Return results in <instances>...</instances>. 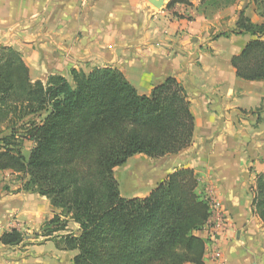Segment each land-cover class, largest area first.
<instances>
[{"label":"trees","instance_id":"trees-1","mask_svg":"<svg viewBox=\"0 0 264 264\" xmlns=\"http://www.w3.org/2000/svg\"><path fill=\"white\" fill-rule=\"evenodd\" d=\"M235 1L199 0V9L208 14ZM176 2L191 4L169 5ZM250 2L264 18V0ZM238 13L235 28L214 37L248 34L231 64L239 78L264 80V22ZM69 76L32 80L21 53L0 43V178L16 173L19 190L58 209L40 236L75 251L72 264H202L205 242L194 232L209 209L194 170L176 168L142 197L122 196L114 176L135 154L159 158L191 143L194 119L183 85L166 77L139 94L112 66L71 68ZM25 141L31 143L27 156ZM252 206L264 222V173L256 177ZM70 221L78 232L62 233ZM0 242L16 246L24 235L11 228Z\"/></svg>","mask_w":264,"mask_h":264},{"label":"crops","instance_id":"crops-1","mask_svg":"<svg viewBox=\"0 0 264 264\" xmlns=\"http://www.w3.org/2000/svg\"><path fill=\"white\" fill-rule=\"evenodd\" d=\"M170 1L156 8L149 0H0V43L21 53L32 80L53 73L70 79L71 68L112 66L145 95L166 77L178 80L193 114L192 141L154 158L161 168L145 192L126 191L142 197L176 168L193 169L200 196L212 188L229 216L215 241L206 240L204 227L194 232L205 242L202 264H264V222L252 206L256 177L264 173V80L239 78L231 64L248 34L214 37L235 28L240 9L253 22L262 18L250 0L208 14L199 0ZM8 173L0 178V235L58 212L45 197L19 190V184L9 187L2 178ZM41 244L53 246L0 242V264H72L74 251L54 246L48 254L57 260L50 262L33 250ZM64 254L71 256L68 263L60 261Z\"/></svg>","mask_w":264,"mask_h":264},{"label":"rangeland","instance_id":"rangeland-1","mask_svg":"<svg viewBox=\"0 0 264 264\" xmlns=\"http://www.w3.org/2000/svg\"><path fill=\"white\" fill-rule=\"evenodd\" d=\"M240 1L241 0H239V2ZM240 10H243V9H240ZM256 13L258 16H260L258 12ZM260 18H262V22H264V18L261 16ZM30 147H31V143L28 141L23 145V154L25 156H27L28 150ZM159 161L160 160L158 159L156 160L154 158H149L143 154H135L131 156L125 164L119 167H116V169L114 170V176L119 183V190H120L121 195L125 197H130L131 192L126 191V189L131 190V191L137 189V191L140 193L145 192L147 189L146 186H148V184L152 181V179L154 178L157 179V176H155L156 174L155 170H159V168H161V164H159ZM4 177H7V181L10 183V185H8L9 187L19 184V188H20L21 184L18 178L19 176H17L16 173L9 171L7 175L2 176V178ZM126 181H129L131 183V184L129 183L130 186L126 185ZM45 221H42L40 223H35V224L30 223L27 226L25 225L22 226L21 232L24 235V244L26 243L28 244L32 241L34 243H43L45 241H51L48 238L45 239L43 236H40L41 227ZM76 231L78 232V229H75L72 226V223H69L67 224L65 231H63L62 233H68V232L75 233ZM50 249H54V244L53 246L51 245V248H49V246L46 244H41L40 248H34L33 250L37 252H42L43 253L42 257L45 260L48 258L50 262L56 261L57 260L56 257H51L48 254V251ZM66 255L67 254H64L63 258L60 259L62 263L69 262L71 256L69 258V257H66Z\"/></svg>","mask_w":264,"mask_h":264},{"label":"built area","instance_id":"built-area-1","mask_svg":"<svg viewBox=\"0 0 264 264\" xmlns=\"http://www.w3.org/2000/svg\"><path fill=\"white\" fill-rule=\"evenodd\" d=\"M209 209V217L204 224L207 231L206 240L215 241L225 230L229 220L219 203L217 195L212 188H209L203 198Z\"/></svg>","mask_w":264,"mask_h":264},{"label":"water","instance_id":"water-1","mask_svg":"<svg viewBox=\"0 0 264 264\" xmlns=\"http://www.w3.org/2000/svg\"><path fill=\"white\" fill-rule=\"evenodd\" d=\"M165 0H149L156 8H160L164 4Z\"/></svg>","mask_w":264,"mask_h":264},{"label":"bare ground","instance_id":"bare-ground-1","mask_svg":"<svg viewBox=\"0 0 264 264\" xmlns=\"http://www.w3.org/2000/svg\"><path fill=\"white\" fill-rule=\"evenodd\" d=\"M129 183H130L129 181H126V185H127V186H130L131 183H130V184H129ZM123 185H124V184H123Z\"/></svg>","mask_w":264,"mask_h":264}]
</instances>
